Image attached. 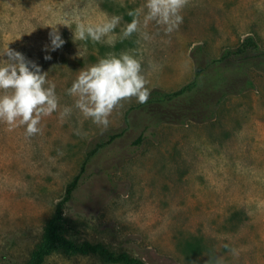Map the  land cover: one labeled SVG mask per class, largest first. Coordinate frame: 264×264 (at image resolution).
Returning <instances> with one entry per match:
<instances>
[{
	"label": "rangeland",
	"instance_id": "1",
	"mask_svg": "<svg viewBox=\"0 0 264 264\" xmlns=\"http://www.w3.org/2000/svg\"><path fill=\"white\" fill-rule=\"evenodd\" d=\"M144 4L0 0V52L9 46L38 64L59 102L31 137L25 126L9 130L0 123V264L27 263L88 149L119 131L91 158L64 209L69 238L101 242L146 264H264V132L257 127L264 115L263 74L251 71L254 88L235 102L227 96L214 120L146 130L133 112L125 119L138 104L134 97L121 101L103 127L85 119L67 93L80 70L109 56L140 60L150 91L192 78L195 44L218 56L252 34L264 48V0H186L182 23L171 33L145 23L143 13L129 15ZM113 16L121 18L109 34L114 44L73 37L76 22L99 24ZM134 18L137 31L123 36ZM54 26L65 43L46 52ZM66 107L71 111L61 117ZM43 264L108 263L98 255L55 252Z\"/></svg>",
	"mask_w": 264,
	"mask_h": 264
},
{
	"label": "clouds",
	"instance_id": "2",
	"mask_svg": "<svg viewBox=\"0 0 264 264\" xmlns=\"http://www.w3.org/2000/svg\"><path fill=\"white\" fill-rule=\"evenodd\" d=\"M185 2L145 0L141 9L129 15L138 17L143 13L145 23L155 21L164 26L167 33H171L182 23L183 18L179 13ZM120 19L113 16L99 24L76 22L73 37L79 41L112 45L114 41L109 34ZM138 23L134 18L127 24L123 36L137 31ZM68 24L69 21L65 20L64 25ZM56 26L51 27L50 46H45L46 52H54L65 43ZM0 57H7L0 59V123L7 124L9 130L25 126L26 135L31 137L40 131L38 125L42 117L50 116L58 109L56 86L48 81L47 72H42L38 64L27 60L21 52L7 46L0 52ZM44 59L50 60L52 57L45 55ZM146 84L140 60L129 54H121L102 58L96 64L80 70L67 93L76 98L75 107L85 119L107 127L108 117L121 101L134 97L140 104L147 102L150 93ZM70 111V108H64L61 117L67 116ZM215 264H220V261L217 260Z\"/></svg>",
	"mask_w": 264,
	"mask_h": 264
},
{
	"label": "trees",
	"instance_id": "3",
	"mask_svg": "<svg viewBox=\"0 0 264 264\" xmlns=\"http://www.w3.org/2000/svg\"><path fill=\"white\" fill-rule=\"evenodd\" d=\"M190 58L194 71L188 82L175 90L152 88L146 103H138L126 111V121L133 112L143 122V130L161 124L204 123L216 117L220 103L227 96L254 88L251 71L264 75V48L252 34L244 36L237 45L224 48L218 56H211L202 44H195L190 49ZM122 134L123 131L109 134L88 149L79 172L67 183L64 195L47 221L42 240L26 264H43L55 252L98 255L108 264H146L140 257L116 252L101 242H77L66 235L64 209L73 199L82 173L92 157ZM140 140L141 135L137 142Z\"/></svg>",
	"mask_w": 264,
	"mask_h": 264
},
{
	"label": "crops",
	"instance_id": "4",
	"mask_svg": "<svg viewBox=\"0 0 264 264\" xmlns=\"http://www.w3.org/2000/svg\"><path fill=\"white\" fill-rule=\"evenodd\" d=\"M184 84V83H183ZM183 84H181V85H179L178 87H175V88H167L166 90H175V89H177V88H179L180 86H182ZM240 95V94H239ZM228 99H229V102H235V101H237V100H240V98L241 97H239L238 95H231V96H229V97H227ZM227 104H228V101H227ZM227 106H229V105H227ZM238 111H236V110H231L230 111V113L231 114H236ZM218 111H217V115H218ZM262 114H263V112H262ZM217 115H216V117H217ZM216 117L214 118V119H216ZM263 117V120H258L257 121V127L258 128H262L263 129V132H264V115L262 116ZM213 119V120H214ZM202 124V123H201Z\"/></svg>",
	"mask_w": 264,
	"mask_h": 264
}]
</instances>
